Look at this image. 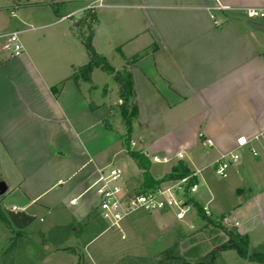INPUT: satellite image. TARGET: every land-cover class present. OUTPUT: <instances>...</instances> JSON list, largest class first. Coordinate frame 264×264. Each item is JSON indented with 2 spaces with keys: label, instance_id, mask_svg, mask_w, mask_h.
Wrapping results in <instances>:
<instances>
[{
  "label": "crops",
  "instance_id": "0c3cea01",
  "mask_svg": "<svg viewBox=\"0 0 264 264\" xmlns=\"http://www.w3.org/2000/svg\"><path fill=\"white\" fill-rule=\"evenodd\" d=\"M53 1L64 2L54 12L73 14L70 19L77 31L76 24L85 17L88 5L98 3ZM100 3L94 8L92 42L96 50L104 55L98 48V44L105 47L104 42L111 48L121 46L122 62L118 68L112 65L116 70L124 68L126 57L145 52L129 65L139 108L131 133L132 147L139 144V150L151 161L149 149L154 144L176 143L175 156L201 143L214 150L211 165L234 151L240 153L246 173L253 172L259 159H264V17L250 18L247 9H264V0ZM218 5L229 9L217 10ZM3 24L0 20V33L6 27ZM64 35L79 41L72 31ZM25 56L0 64V145L19 177L12 192H19L23 208L30 206L48 218L53 229L44 233L53 234L58 244L68 238L66 233L63 239L57 236L58 230L70 227L72 235L82 238L93 224L89 221L95 218L99 202L94 185L98 170L114 163L125 150L111 151L125 131L110 130L104 124L105 119L120 115L112 106L121 100L118 85V100L105 101L99 89H91L87 82L78 86L70 78L74 68L83 66L76 62L80 59L77 54L67 55L65 69L70 72L66 74L57 73L55 67L43 68L38 59ZM96 70L92 81L101 88L103 84L94 79ZM60 83L55 94L52 87ZM240 137L249 140L247 146L238 147ZM207 140L213 144L208 145ZM181 161L191 172L199 171V182L203 169L184 159L174 166ZM1 183L5 193L8 187ZM260 186L264 191V184ZM247 190L253 192L251 186ZM239 191H244L243 186ZM252 197L259 201L257 195ZM193 198L200 206L209 202L202 194ZM99 220L105 227L86 245L112 229L101 217ZM58 245L53 250L69 248L78 256L74 247Z\"/></svg>",
  "mask_w": 264,
  "mask_h": 264
},
{
  "label": "rangeland",
  "instance_id": "374dc122",
  "mask_svg": "<svg viewBox=\"0 0 264 264\" xmlns=\"http://www.w3.org/2000/svg\"><path fill=\"white\" fill-rule=\"evenodd\" d=\"M52 1L22 0L20 4H14L11 0H1L0 4L3 9L0 11V20L6 26L3 32L23 30L20 39L24 45V54L20 58H12L9 61L22 59L25 55V57L32 56L41 62L43 68L55 67L58 69L57 73L65 72L63 74H66L70 72L68 68L65 69L68 61L66 60L67 55L71 54V57H74L77 54L80 59L76 60V57L75 60L80 65L88 62V52L80 35L88 36L89 29L85 26H78L77 31L70 18L61 19L66 11L55 13L51 6ZM59 19L63 21L55 24L54 22ZM67 31H72L81 42L75 40L73 36H65L64 33ZM98 45L99 50L105 52L104 55L109 58L111 64L118 68L122 62L120 58L123 54L122 47L111 48L106 42H104L105 47ZM80 52L82 57L79 55ZM131 57L125 59L129 60ZM108 76L110 75L104 71L96 70L95 82L103 84V87L98 86L97 89L103 94L105 101L110 98L112 102H116L119 87L117 96L115 89L118 84L112 76L110 78ZM105 79L108 80L105 81ZM120 102H116L115 105ZM120 116L118 114V116L107 118L118 132L125 131ZM165 144H154L149 149L150 173L155 178H160L170 172L179 161L177 155L174 156L178 145L176 143ZM111 148L112 152L117 148L118 150L125 149L124 153H120L119 158L115 159L114 164L123 169L129 186H138L142 181V170L128 155L123 141L121 140L117 146L115 143ZM132 148L141 149L139 144ZM212 151L214 150L211 147L203 146L201 143L183 151L185 162L191 163L196 169H203L198 182L199 188L193 195L202 194L204 201H209L207 206L213 218H218L222 214L231 217L227 223L223 222V225L238 233L248 242L250 254L264 255V191L259 189L260 185L264 184V159H259L260 162L251 173H246L243 159H240L229 170L228 177L223 178L216 174L211 165ZM154 155L160 159L164 156L169 157L170 161L167 163L154 162ZM0 164V187L3 186L1 182L8 187L5 193H0V209L2 213H6L13 204L22 209L24 205L21 204L19 192H12L19 177L1 145ZM136 171L138 173H135ZM246 183H249L248 186ZM241 186L244 188L242 192L239 191ZM249 186L253 189L252 193L247 190ZM252 195H257L259 201H256L257 198ZM99 205L100 199L97 203L95 218L89 221L93 224L82 238L72 235L70 227L60 229L58 232L56 229L53 230L62 239L66 233L68 238L58 241V244L61 242L62 246L74 247L78 256L69 248L53 250L59 245L54 243L53 234L47 236L44 233L53 229L52 225L49 224L44 214L30 206L23 209L27 213L35 214L36 217L30 225L22 229V232H18L12 223L0 220V264H135V260L148 262L149 259H155L167 249H172L176 255L193 264H264L242 260L232 248L221 249L229 245V237L225 231L202 220L197 212L190 214L189 219L183 222L176 220L171 211H155L152 214L139 213L137 218L126 220L120 228H112L99 235L94 242L86 245L105 227L103 223L99 224ZM236 222L239 224L237 225ZM191 223L194 227L190 226ZM78 227L82 228V226Z\"/></svg>",
  "mask_w": 264,
  "mask_h": 264
},
{
  "label": "built area",
  "instance_id": "2783aa9c",
  "mask_svg": "<svg viewBox=\"0 0 264 264\" xmlns=\"http://www.w3.org/2000/svg\"><path fill=\"white\" fill-rule=\"evenodd\" d=\"M92 2L86 9H94L100 3ZM217 10L229 9L228 6L218 5ZM247 15L250 18L264 17V9L248 8ZM73 14L63 16L62 19L71 18ZM23 30H13L0 33V64L12 58H20L24 54V45L21 42L20 35ZM259 135H255L254 139H258ZM249 140L245 137H240L237 140L238 147L247 146ZM207 144H213L211 140H207ZM133 145V143H132ZM254 155L258 152L251 148ZM179 160L184 159L183 151L177 154ZM241 158L239 152L230 151L221 155L213 163V168L216 174L223 178L228 177L229 170ZM154 162L167 163L169 157L164 156L160 159L158 156H153ZM199 171H192L188 175L172 181L162 183L156 189L146 192H135L133 187L129 186L124 176V171L120 166L114 163L107 165L105 168L98 170L97 180L94 182L100 199V217L108 223L109 228H120L121 224L126 220H131L137 217L139 213L152 214L155 211H171L176 220L187 221L190 214L197 212L196 207L189 201V197L198 190V182L190 183L192 178H198ZM136 187V186H135ZM204 213L212 217V212L207 205L202 206ZM10 210L19 211V207L13 205ZM231 217L224 216L223 222H226ZM238 225L239 223L236 222ZM194 227L193 224H190Z\"/></svg>",
  "mask_w": 264,
  "mask_h": 264
},
{
  "label": "trees",
  "instance_id": "16d2710c",
  "mask_svg": "<svg viewBox=\"0 0 264 264\" xmlns=\"http://www.w3.org/2000/svg\"><path fill=\"white\" fill-rule=\"evenodd\" d=\"M14 4H20L22 0H11ZM51 2V6L54 11H57L59 7L63 4ZM95 21V12L94 9H86L85 17L77 22L78 26H85L89 29V35L84 37L80 35L83 44L88 52L89 60L86 64L79 68H74L73 73L70 78L78 85L82 82H87L91 85V89L96 90L97 85L93 84L92 73L95 69H100L106 72L108 75L112 76L114 80L118 83L119 87V99L121 102L112 108H117L120 112L122 121L125 126V132L120 134V139L123 141L128 155L137 163L138 167L142 170V181L141 183L133 187L135 192H146L149 190L156 189L162 183L167 181L177 180L186 175H188L191 170L185 165L182 161L179 162L172 170L164 174L160 178H155L150 173L151 161L150 159L140 150L132 149L131 133L133 130V124L137 121L139 116L138 104L135 100L136 94L134 89V83L131 71L129 70V65L134 64L140 57H142L145 52L136 54L126 60V66L122 70H116L109 60L99 53L93 45L92 38L94 34L93 22ZM83 34V33H82ZM62 83L52 87L53 92L58 94L61 89ZM105 127L107 129L113 130V125L109 122V119L104 121ZM198 182V178H192L190 183ZM189 201L196 207L197 213L200 215L202 220H206L207 223L225 231L229 237V245L221 249L226 250L232 248L235 250L239 258L249 262H258L264 263V255L261 254H250L248 251V242L243 239L238 233L232 231L227 226L223 225L224 214L218 218H213L207 216L202 206L191 196ZM0 220L5 221L6 223H11L8 212L2 213L0 209ZM18 232L23 230L18 229ZM135 264H193L187 261L185 258L178 256L174 253L172 249H167L161 252L158 257L155 259H149L148 262L143 260H135Z\"/></svg>",
  "mask_w": 264,
  "mask_h": 264
},
{
  "label": "water",
  "instance_id": "95a60500",
  "mask_svg": "<svg viewBox=\"0 0 264 264\" xmlns=\"http://www.w3.org/2000/svg\"><path fill=\"white\" fill-rule=\"evenodd\" d=\"M5 190V187L1 185L0 187V193L2 194ZM8 217L11 221V223L17 228V229H24L28 225H30L34 220L35 217L29 213H27L25 210H19V211H13L8 210Z\"/></svg>",
  "mask_w": 264,
  "mask_h": 264
}]
</instances>
